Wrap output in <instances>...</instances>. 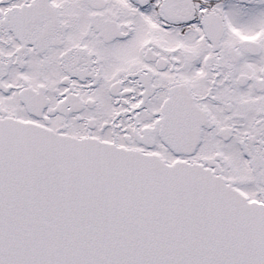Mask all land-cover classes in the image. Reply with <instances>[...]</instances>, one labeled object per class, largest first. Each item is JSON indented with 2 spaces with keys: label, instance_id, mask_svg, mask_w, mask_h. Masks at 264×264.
<instances>
[{
  "label": "snow or ice",
  "instance_id": "snow-or-ice-1",
  "mask_svg": "<svg viewBox=\"0 0 264 264\" xmlns=\"http://www.w3.org/2000/svg\"><path fill=\"white\" fill-rule=\"evenodd\" d=\"M0 264H264V0H0Z\"/></svg>",
  "mask_w": 264,
  "mask_h": 264
}]
</instances>
